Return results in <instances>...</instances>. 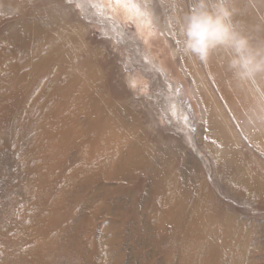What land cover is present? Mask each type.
Segmentation results:
<instances>
[{"label":"rangeland","instance_id":"374dc122","mask_svg":"<svg viewBox=\"0 0 264 264\" xmlns=\"http://www.w3.org/2000/svg\"><path fill=\"white\" fill-rule=\"evenodd\" d=\"M99 1L130 45L107 35L90 0H0V264H185L221 244L228 264L239 248L241 264H264V71L234 74L225 48L226 59L184 61L158 0L143 24ZM185 1L171 9L190 14ZM41 13L63 22L50 36L66 58L27 44ZM236 20L264 52V28ZM74 31L95 53L82 80Z\"/></svg>","mask_w":264,"mask_h":264},{"label":"bare ground","instance_id":"6f19581e","mask_svg":"<svg viewBox=\"0 0 264 264\" xmlns=\"http://www.w3.org/2000/svg\"><path fill=\"white\" fill-rule=\"evenodd\" d=\"M148 2L152 3V0H128L127 4H123L125 11L127 13V19H131L134 21V18H136V22L138 24L145 23V19L148 16V13L150 12V9L147 5ZM90 3H91V5L95 6L97 13H100L102 15V18L104 19V21L107 22V27H108V30L110 31L109 33H107V35L112 36V38H115L118 41H121V42L124 41L126 44L130 45L129 42H130L131 38H129V35L126 33L127 30L124 29L123 23L120 20H118L115 16L108 13V11H106L107 5H105V2H102L99 0H90ZM158 3H159V8H161V10H162V13L164 16L163 20H164L165 25L167 26V29L169 30V32H171L173 34L175 40L177 41V44L179 46L180 45L183 46L182 42H183L184 37H183L182 31L186 27V25L189 24L191 22V20H193V17H190V15L192 14L196 17L202 15L204 13V9H205L204 5L201 3V0H187V1H185L184 3L189 4L188 7H190V10H189L190 14H187L185 11L178 12L177 10H172L170 0H158ZM206 3H207V6L209 8L214 6L213 0H206ZM179 4L181 5L180 1H179ZM224 4L228 8L229 12L231 13L230 20H231L232 24H233V22H238L236 20L238 18V19H241V21H240L242 23L241 26H243V27L250 28V27H252V25L253 26L256 25L260 28H264V19L260 18V14H262L264 11V0H224ZM110 5L113 8H115L114 7L115 3L113 1H111ZM133 5H134V7H133ZM136 9H139V11H137ZM50 14L51 13H48V14L41 13L40 14L41 16L39 18H41L43 16H47V19L44 22H39L40 20L35 21L34 19L29 20L25 24L24 30H25V34L29 37V40L27 39L28 45L32 46V42H33L32 39L39 40L42 43V49L40 51V52H42L41 55H43V53L46 54L47 56L49 54H52V55L54 54L57 57L60 55V46H61V45H56L57 37H59V36H57V34L55 36H50V34H51L50 32L53 31L55 33L62 35L61 30L64 26H63V22L60 20V18L57 15H54V14L52 15L55 17L54 21L51 22L50 19L48 20V17L50 16ZM194 19H195V17H194ZM163 25L164 24H161L160 27H162ZM140 30L141 29H138L139 32H141ZM73 33H74V35H73V39H74V41H73V75L78 76L79 79L82 80V79H85L89 74H92L95 72V59L93 56L95 53L93 50L89 49L91 46L90 44H88V46H85L82 39H80V37H81L80 32L74 31ZM167 41L168 42L170 41L169 37H168ZM51 48L53 50H51ZM180 50H181V54L183 55L182 57L184 58L183 60L187 61V59L190 57V55L192 53H186L183 49H180ZM221 50H222V48H217V53H214L212 51V53L210 54V58L212 60L226 59L223 55H221ZM61 55H63V54H61ZM63 56H64V58H66V55H63ZM230 84L232 86V83H230ZM88 91L90 92V89H88ZM203 92H204V90H203ZM230 92H231V90H228L226 93L228 95V101H229V93ZM93 94H96V92L93 91ZM78 98H79L78 95L75 94L74 99L77 100ZM229 103H231V101H229ZM175 114L177 115L179 113H177V111H175ZM254 116H252V117H254ZM245 118H246V116H245ZM125 119L126 118H124V121H125ZM246 121H245V123H246ZM255 126L257 127V125H255ZM263 128H264V126H263ZM225 130L226 129L223 126H221V131L225 132ZM261 131H258V132H261ZM260 140H261V138H260ZM262 140L261 141L264 143V137H262ZM90 168H91L90 166L85 165V169H90ZM173 224H174V229L180 230V233H181V231L187 229V227H186L187 225L186 224L182 225L181 222L178 223L181 226L174 223V222H173ZM200 226H198V224H195V223L191 224L188 227V230H189L188 233L191 234L190 237L193 240V242H196V243L198 242V246L200 245V242H202V246L197 251V253L199 252L201 254H204L205 251H207V249H205L207 247V245L205 244V242H203L204 237H203V232L201 231V229H203V228ZM182 249L185 252L190 251L189 241H185V245L182 246ZM211 250H213L212 251L213 253L211 254L209 261L203 262L199 258L193 259L191 257V258H189V260L186 261L185 264H228V259H227V256H225V250H224V246L222 244H221L219 250L214 249V248H211ZM241 251L242 250L240 248L238 250H236L235 257H234L235 259L230 257V261H229L230 264H241L240 259L237 255L238 253H241Z\"/></svg>","mask_w":264,"mask_h":264},{"label":"clouds","instance_id":"9594fccd","mask_svg":"<svg viewBox=\"0 0 264 264\" xmlns=\"http://www.w3.org/2000/svg\"><path fill=\"white\" fill-rule=\"evenodd\" d=\"M201 3L206 11L184 28L183 50L204 58L217 48L229 49V67L234 74L247 73L254 64L256 71H264V52L250 50L247 39L234 30L231 13L224 0H215L211 8L207 6L206 0H201Z\"/></svg>","mask_w":264,"mask_h":264},{"label":"snow or ice","instance_id":"6c2138e0","mask_svg":"<svg viewBox=\"0 0 264 264\" xmlns=\"http://www.w3.org/2000/svg\"><path fill=\"white\" fill-rule=\"evenodd\" d=\"M113 2L117 5L119 4H127L128 0H113ZM68 5L71 7L73 6V0H67ZM134 7V5H133ZM137 11H139V9H136Z\"/></svg>","mask_w":264,"mask_h":264}]
</instances>
